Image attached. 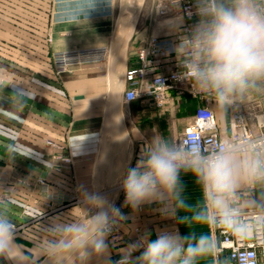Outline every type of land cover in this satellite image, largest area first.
<instances>
[{"label": "crops", "instance_id": "crops-1", "mask_svg": "<svg viewBox=\"0 0 264 264\" xmlns=\"http://www.w3.org/2000/svg\"><path fill=\"white\" fill-rule=\"evenodd\" d=\"M63 2L0 0V76L28 87L32 97L20 111L6 95L0 97V204L10 201L9 211L19 226L16 242L31 249L54 218L83 216L84 192L105 197L123 219L105 241L107 254L94 255L87 264H114L122 249L146 234L154 240L161 231L187 233L176 219L162 216L157 203L135 211L127 206L122 185L127 170L136 166L156 135L179 142L196 109L206 104L189 96L161 108L150 98L123 101L124 73L138 65L137 52L145 39L175 34L185 22L180 15L160 17L151 9L137 36L131 38L130 33L116 40L114 6H102L88 23L78 26L58 18L55 9ZM198 21L197 16L192 23ZM89 47H109L107 60L55 74L51 53ZM170 67L167 61L163 70ZM208 107L219 134L228 136L231 112L224 117L214 103ZM182 180L189 199L198 201L201 193L195 178L182 174ZM193 227L213 236L210 226ZM113 233L119 238H111ZM142 251L132 253L133 258ZM66 264L76 262L69 258ZM198 264L214 261L206 257Z\"/></svg>", "mask_w": 264, "mask_h": 264}, {"label": "clouds", "instance_id": "clouds-1", "mask_svg": "<svg viewBox=\"0 0 264 264\" xmlns=\"http://www.w3.org/2000/svg\"><path fill=\"white\" fill-rule=\"evenodd\" d=\"M104 5L115 6L113 0H64L58 18L79 26ZM196 9L198 23L175 49L179 75L192 93L214 103L227 117L264 97V0H196ZM29 92L0 76V97L6 95L17 111L32 98ZM182 174L195 178L198 201L186 195ZM122 186L125 204L134 211L157 203L162 216L176 219L188 231H161L154 240L146 234L121 250L117 264H198L206 257L225 264L218 240L197 232L196 225L213 226L239 241H264V135L225 136L207 150L196 141L174 143L156 135L136 166L127 170ZM83 204L82 217L54 218L31 249L16 242L19 226L9 211L10 201L0 204V261L66 264L72 258L87 264L94 255H106L105 241L123 216L95 193L84 192Z\"/></svg>", "mask_w": 264, "mask_h": 264}, {"label": "built area", "instance_id": "built-area-1", "mask_svg": "<svg viewBox=\"0 0 264 264\" xmlns=\"http://www.w3.org/2000/svg\"><path fill=\"white\" fill-rule=\"evenodd\" d=\"M155 12L160 17L180 15L184 23L173 35L145 39L137 52L138 65L129 68L124 73L125 90L123 101L129 103L139 98H150L151 104L161 108L167 103L189 96L202 99L206 106L198 107L188 126L183 130L179 142L192 140L198 142L202 149L215 146L222 137L218 132L212 110L208 107L210 101L192 93L187 80L180 78L181 68L178 65L175 49L182 37L188 35L193 28L194 17H197L196 0H160L155 5ZM109 55V47H89L71 49L51 53L50 62L55 74L78 68L84 64L104 62ZM170 62L171 67L163 70V65ZM230 133L233 135H264V99L254 98L237 110L231 111L229 121ZM68 161V159H64ZM45 185L44 181H40ZM125 198L124 190L122 192ZM211 231L219 242L221 260L225 264H264V241H239L223 230L213 226ZM113 231V230H112ZM118 239V234H111ZM122 257L115 259L114 264Z\"/></svg>", "mask_w": 264, "mask_h": 264}, {"label": "rangeland", "instance_id": "rangeland-1", "mask_svg": "<svg viewBox=\"0 0 264 264\" xmlns=\"http://www.w3.org/2000/svg\"><path fill=\"white\" fill-rule=\"evenodd\" d=\"M57 1V0H55ZM160 0H114V19L115 29L113 33L114 39H125L130 33L134 38L140 33L141 22L147 21L151 14V9ZM58 7V5H57ZM55 9L58 13V9ZM129 23L132 29L129 30ZM264 99V97H257Z\"/></svg>", "mask_w": 264, "mask_h": 264}]
</instances>
